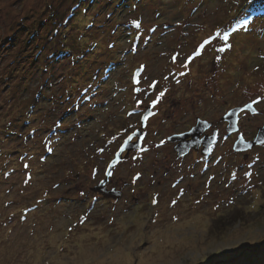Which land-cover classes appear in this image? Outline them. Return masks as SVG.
<instances>
[{"label":"rangeland","instance_id":"374dc122","mask_svg":"<svg viewBox=\"0 0 264 264\" xmlns=\"http://www.w3.org/2000/svg\"><path fill=\"white\" fill-rule=\"evenodd\" d=\"M247 1L96 0L89 8L84 0H0V40L16 38L21 52L29 38L22 27L40 33L22 57L15 50L0 51V68L15 72L11 79L2 76L11 80L12 91L21 83L19 70L29 71L23 95L34 98L40 87L43 98L35 111L46 122L38 128L29 121L33 130L17 128L19 139L0 144L7 148L0 152V171L5 170L0 172V264H264V146L244 156L233 153L230 139L225 144L221 136L216 150L228 142L230 147L200 161L199 156L176 160L153 144L137 161L114 168L112 181L127 184L126 189L118 183L124 186L122 198L110 201L90 191L104 180L108 159L135 128L131 78L139 64L145 68L141 86L167 74L173 88L169 101L181 99L189 107L196 102L219 124L232 108L253 102L258 113H240L238 119L246 140L264 124V6H244ZM72 3L82 8L69 18L64 46L75 50H61L58 58L44 43L55 41L57 50L59 40L49 27L37 25L46 9L53 13ZM232 27L234 55L226 64L213 65L220 49L208 45L210 52L184 65L201 40ZM77 33L85 38H75ZM213 44L225 45L219 37ZM184 67L190 83L180 86ZM225 75L233 84L222 81ZM3 89L0 84V107L9 101ZM66 89L75 96L67 100ZM5 116L0 113V129ZM173 119L175 128L182 125L173 117L167 124ZM18 149L26 152L18 155ZM165 167L171 169L168 175ZM15 206L27 210L11 214Z\"/></svg>","mask_w":264,"mask_h":264},{"label":"flooded vegetation","instance_id":"af4514ba","mask_svg":"<svg viewBox=\"0 0 264 264\" xmlns=\"http://www.w3.org/2000/svg\"><path fill=\"white\" fill-rule=\"evenodd\" d=\"M212 46L213 49H220L218 56L219 58H215V60L212 59L213 65L217 67H221V63L224 60V63L226 62V59L229 56L234 55V44L231 45V49L224 45V46H216L213 43L209 44ZM208 47V46H207ZM225 48L228 49L227 54L223 53ZM197 47H195L191 52H189L184 57V65L186 64H193L194 62H197L198 59L200 60L205 53L200 52L199 50H196ZM207 52H210V47L207 48ZM179 52V51H178ZM175 51V56L178 53ZM164 54H167V52H163ZM179 54V53H178ZM198 54V58H197ZM174 56V58H175ZM212 61L210 62L208 74L210 75L209 78H213L214 75L217 74V72L212 68ZM174 64V63H172ZM226 64V63H225ZM140 71H145V68L142 67V65L139 64L138 67ZM167 67L165 71L168 69ZM180 74V72H178ZM141 75V74H140ZM163 76L162 78H147L148 81H151L152 83L149 85V87H146L145 85H139L138 88L134 89V95L137 96L135 106L136 108L139 107L141 114L145 111L146 108H149V116L146 120L145 126L142 128V143L147 142L148 140L157 142L159 145H161L163 148H167L170 152H174V142H169L167 139L171 137L172 135H175L182 139L184 142H189L193 140H198L199 145L196 148H192L188 154L185 157L189 156H199V159L203 158L202 156V149L203 144L207 138L212 137L213 138V145L211 146L209 150V154L207 155L210 158L213 157V155L220 153V151L224 150L226 147H230V143L234 141L235 135H227L225 134V128L226 123L223 121V119H220V125L218 120L210 119L209 116L204 115L201 113V108L197 103L195 102L192 107L187 106L182 102L181 99L178 101L172 100L169 101V93L172 91V85L169 81V77ZM187 71L186 67L183 68V72L181 75V78L179 80V85L182 84L185 80L189 81L187 78ZM146 79V81H147ZM142 81V82H146ZM223 82H226L227 85L233 84L231 79L228 75L223 76L222 78ZM190 83V81H189ZM139 84V83H138ZM154 85V86H153ZM181 86V85H180ZM216 89V87H215ZM155 95H157V99L155 98ZM211 98V96L209 97ZM155 102V103H154ZM177 105H180L178 107ZM163 108V111H162ZM232 108V110H234ZM231 110V109H230ZM226 114V113H225ZM169 117L173 118H180L183 123L180 127L175 128L176 121L173 119L171 124H167V119ZM157 121V126L154 127L153 121ZM192 131V132H191ZM191 132L190 134H188ZM230 139V143L228 142L227 145H225V148H217L216 146L219 143L220 139ZM137 138H134L133 141H136ZM223 142L226 144L225 140ZM143 150H146L147 148H142ZM140 152V151H139ZM184 157V158H185ZM135 159V157H133ZM118 183L112 184V180L108 183L107 188L109 187H116Z\"/></svg>","mask_w":264,"mask_h":264},{"label":"trees","instance_id":"16d2710c","mask_svg":"<svg viewBox=\"0 0 264 264\" xmlns=\"http://www.w3.org/2000/svg\"><path fill=\"white\" fill-rule=\"evenodd\" d=\"M79 1L82 0H78L77 3H79ZM94 2H96V0H84V4H86V7L90 8V4H93ZM77 3H72L69 4L65 9L60 8V10H53L54 12L52 13L51 11L47 10L48 15L45 18V20L42 23H39L37 26L38 28L40 27H44L45 29H47L49 27V31H52V33L54 34L53 38L54 39H58L59 42L58 44L61 46V48L54 50V47H56V43L55 41H53L51 44L49 43L45 45V50L46 51H51L53 53L56 54V57L58 58H62L63 55L61 53V50L67 49L66 46H64L65 42H68L69 38L67 37V34L64 33V30H66L67 28H69L71 25L68 23L69 18L71 17V19H73L76 15H77V9H81L82 6L80 7L79 5H76ZM248 5H257V6H264V0L261 1H255V0H248L244 6H248ZM76 6V7H75ZM84 6V5H83ZM93 6V5H92ZM240 10V9H239ZM70 19V20H71ZM23 26V25H22ZM20 26L19 28L16 29V31L14 32L17 33L20 31V28L22 27ZM15 25H11L10 28H14ZM22 31H26V35L29 37L26 41V47L24 49H20L19 51L21 52H16L17 46H18V40L16 38H11L9 36L5 37L4 39L0 40V51H12L15 50L17 56L22 57L23 55H25V53L28 52L29 46L31 43H35L37 42V36L40 35V33L38 31H35L29 27H22ZM12 33V35H14ZM18 38V37H17ZM51 38V37H50ZM75 38H81L84 39L85 36L80 35V33H77V36H75ZM52 39V38H51ZM37 46V45H35ZM42 48V47H41ZM42 48V49H44ZM41 49V50H42ZM41 50H39L38 52L43 53ZM54 50V51H53ZM68 53L72 52L75 49H71L68 48L67 49ZM76 54H74V57L78 54V52L75 51ZM40 55V54H39ZM38 57H35L33 62L38 61ZM16 65L17 67H19V63L20 61L17 59H15ZM19 62V63H17ZM36 68L42 69V65H35ZM46 69V67H45ZM19 72L21 73V83L18 84L16 83V85L14 86V89L12 91V87L11 85L8 86V82H10L11 84V80L7 81V80H3V75L9 76L8 79H11V74L15 73L12 69H9V71L7 72L6 69H1L0 68V84H2L3 89V94L2 96H9L7 97L9 101H3L2 103V107H0V113H5L6 116L2 119H4V121L6 120L4 126L0 129V144L3 145V142L5 144L4 139H7L6 142H10L12 141V139L15 138H20V134L19 132H17V128H20L21 131L23 130H29V132L33 129L29 128L30 122L29 121H34L35 125H38L37 127L40 128L41 126L45 127L46 122H44V120H40L37 116V113L35 111L37 104L36 102L40 99L43 98V94L42 91L40 89V87H36L35 90L33 91V94H31V96H34V98H31L30 96H24L23 94H25L26 92V88L22 86L23 81L25 83L26 79H27V75L29 74V71L26 68H22L19 70ZM55 80H52V83ZM8 83V84H7ZM24 83V84H25ZM14 84V83H13ZM8 90V92H7ZM67 90V89H66ZM67 93L65 95H67V100L70 98H73V96H75L72 92H69V90L66 91ZM48 99H50L48 97ZM51 128H55V126H52ZM52 129V130H53ZM15 131V136L13 134V132ZM27 134V133H26ZM30 133L27 135L28 137H30ZM26 136V135H25ZM33 137H35L34 135H32ZM3 146H0V152L1 153H5L7 152V148H4L5 150L2 149ZM26 152V151H25ZM25 152H23L22 150L20 151V149H18L16 151V154L18 155H23ZM7 156H4V163L10 159L11 155H12V151H10L8 154H6ZM7 170H9V168H7ZM5 170H1L0 172L3 173ZM14 203L12 204L11 202H7V208L13 207ZM23 211L27 210L26 208L22 207H14L13 212L11 214H23ZM17 211V212H15ZM25 213V212H24Z\"/></svg>","mask_w":264,"mask_h":264},{"label":"water","instance_id":"95a60500","mask_svg":"<svg viewBox=\"0 0 264 264\" xmlns=\"http://www.w3.org/2000/svg\"><path fill=\"white\" fill-rule=\"evenodd\" d=\"M252 107H253L252 106V103H248L243 109L249 110L252 114H254L255 113V110ZM241 110H242L241 108H238L234 112L230 113L229 115H227L225 117V119L228 121L227 131L229 133L236 132L237 131V114ZM146 115L147 114H145V117H143L142 121L146 118ZM133 136H134V134L130 135L129 137H131V139H132ZM129 137L123 142V144L121 146V147H123L124 150L123 151H120V149H121V147H120V149L118 150V152L115 154L114 159L109 164V166L107 168V171L105 173L104 180L99 185H97L95 188H93V190L98 191V192H106L105 184L107 183L108 178L110 176V175H108V173H111L112 168L118 162H120L122 160V158H121L122 152H124V151L129 152L130 150H133V149L138 148V144H132V143H130L131 139H129ZM190 144H191V142L189 144H180V143L177 144L174 147V150L177 153V156L180 157V156L185 155L188 152L189 148H190ZM210 144H211V141H209V142L208 141H204L203 153L206 154V152L209 150ZM263 144H264V125L262 127L258 128L254 139L252 141H250V142H246L241 137V135H238L237 140L234 143L233 150L234 151H237V152H239V151L244 152V151L250 150L255 145H263ZM106 193L107 194L108 193L109 194H112L116 198H118L120 196V194H121L119 191H115L114 189L111 190V191H108Z\"/></svg>","mask_w":264,"mask_h":264},{"label":"snow or ice","instance_id":"6c2138e0","mask_svg":"<svg viewBox=\"0 0 264 264\" xmlns=\"http://www.w3.org/2000/svg\"><path fill=\"white\" fill-rule=\"evenodd\" d=\"M154 86V85H153ZM155 103V102H154ZM129 139H131V137H129ZM123 147H121L120 151H123ZM108 175H111V173H108Z\"/></svg>","mask_w":264,"mask_h":264}]
</instances>
